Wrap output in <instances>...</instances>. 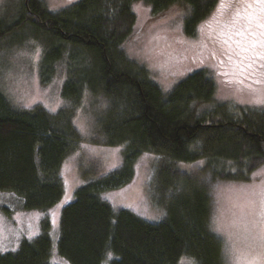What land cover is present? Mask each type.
Instances as JSON below:
<instances>
[{
    "label": "trees",
    "instance_id": "obj_1",
    "mask_svg": "<svg viewBox=\"0 0 264 264\" xmlns=\"http://www.w3.org/2000/svg\"><path fill=\"white\" fill-rule=\"evenodd\" d=\"M218 1L81 0L51 13L41 0H19L18 21L0 22V41L25 27L38 35L43 86L61 71L66 75L55 115L38 106L15 110L0 93V191L23 199L26 210L47 212L60 202L61 167L82 141L72 122L85 98L105 102L96 130L103 144L122 146L121 169L79 187L62 209L56 252L68 264H223L201 180L204 173L216 181H246L264 165V109L218 102L205 70L164 94L123 49L136 22L133 6H148L152 20L183 13V34L193 38ZM145 154L155 156L150 191L164 212L158 223L115 210L102 198L130 183ZM196 163L202 168L194 176L180 169ZM48 229L0 255V264H52Z\"/></svg>",
    "mask_w": 264,
    "mask_h": 264
},
{
    "label": "rangeland",
    "instance_id": "obj_2",
    "mask_svg": "<svg viewBox=\"0 0 264 264\" xmlns=\"http://www.w3.org/2000/svg\"><path fill=\"white\" fill-rule=\"evenodd\" d=\"M41 1L49 12L57 13L81 0ZM252 4L253 0H225L224 3L219 0L193 38L183 34V13L171 11L159 20H152L148 6L137 4L132 7L136 17L132 34L123 45L125 56L144 69L150 81L164 94L190 74L205 70L214 81L218 102L264 109V105L255 103L258 97L264 96V78L260 83L251 79L236 82L238 77L233 74L228 59L229 49L234 44L222 34L226 31L224 25L230 24L238 13L242 14ZM19 5V0H0V22L6 26L16 23L21 14ZM37 37L25 27L0 41V93L15 110L38 106L55 115L63 107L61 90L66 75L61 71L48 85L41 84L39 65L43 46ZM103 102L85 98L83 108L73 118L72 123L82 141L62 164L64 196L54 208L47 212L26 210L23 199L0 191V244L9 249L0 251V255L16 252L22 242L35 240L47 225L52 240L51 263L68 264L56 252L62 209L72 202L79 187L122 167V146L104 145L96 131L105 112ZM154 160L152 154L141 156L134 166L130 183L104 193L103 200L115 210L128 209L149 223L161 222L164 212L158 208L150 191ZM200 168L201 163L180 167L190 176ZM203 177L201 181L211 200L209 229L220 242L223 264H249L252 257H264V221L259 216L264 165L246 181H216L204 173ZM218 226L219 232L214 230ZM17 245L16 251H11ZM188 261L180 264H188Z\"/></svg>",
    "mask_w": 264,
    "mask_h": 264
},
{
    "label": "snow or ice",
    "instance_id": "obj_3",
    "mask_svg": "<svg viewBox=\"0 0 264 264\" xmlns=\"http://www.w3.org/2000/svg\"><path fill=\"white\" fill-rule=\"evenodd\" d=\"M225 0H221L224 3ZM222 34L234 47L229 49L228 59L232 65V72L238 77L237 83L243 79H251L254 83H260L264 78V0H253L242 14L238 13L230 24L224 25ZM38 55V51H37ZM227 74V73H225ZM257 105H264V96L258 97ZM203 163V162H201ZM261 221H264V189L260 192ZM219 232V226L214 229ZM29 239L32 237L29 236ZM16 247L11 251H16ZM6 246L0 244V251H8ZM188 264H196L189 260ZM249 264H264V257H252Z\"/></svg>",
    "mask_w": 264,
    "mask_h": 264
}]
</instances>
